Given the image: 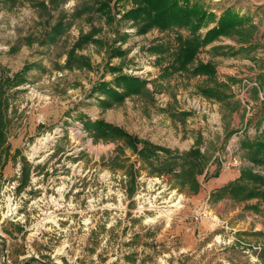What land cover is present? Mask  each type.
<instances>
[{"label": "rangeland", "instance_id": "1", "mask_svg": "<svg viewBox=\"0 0 264 264\" xmlns=\"http://www.w3.org/2000/svg\"><path fill=\"white\" fill-rule=\"evenodd\" d=\"M95 1L0 0V264H264L261 199L210 197L243 167L264 177L242 145L264 131V0L182 3L211 12L200 33L226 10L249 18L197 52L211 76L161 75L171 56L152 48L173 51L187 28L141 31L123 17L135 0H104L105 11ZM120 74L144 90L104 108L95 88ZM217 81L225 99L200 92ZM96 119L177 152L176 172L197 148L206 160L198 191L153 172L123 140L96 138L84 127Z\"/></svg>", "mask_w": 264, "mask_h": 264}, {"label": "trees", "instance_id": "2", "mask_svg": "<svg viewBox=\"0 0 264 264\" xmlns=\"http://www.w3.org/2000/svg\"><path fill=\"white\" fill-rule=\"evenodd\" d=\"M14 1V0H11ZM17 1V0H16ZM181 1V2H180ZM96 7L99 11L107 9V2L96 0ZM188 0H135V7L127 10L123 17L135 20L141 26V31L150 27H158L160 30H171L172 28H187L189 35H176L177 46L173 51H169L166 46L155 45L152 51L158 54L168 52L171 61L162 69L161 75L172 74L178 71H189L192 76L214 74L213 66L207 62L194 64V57L203 46L213 42L221 35L228 34L235 27L244 25L249 18H238V15L226 10L220 15L216 24L208 28L204 33H200L201 27L209 22H214L211 12H207L197 3L192 5H182ZM62 26V23H60ZM250 33L243 36V43L251 45ZM208 84V82H207ZM209 85V84H208ZM202 86L200 92L207 97H214L217 100L226 98L222 90L223 83L215 82L213 86ZM145 87L144 80L130 77L123 74L118 75L112 82H100L95 89L105 94V100H99L101 106L110 107L113 103L122 101L129 95L140 94ZM4 101L0 100V147L5 143L4 136ZM84 127L94 134L96 138L123 140L134 154L148 165L156 173L163 171L175 173L174 178L180 181L181 186H189L193 192L199 189L196 175L200 174L205 164V157L197 148H192L181 161V168L176 172V162L181 159V155L169 148L153 144L147 140L139 139L131 135L119 126L113 125L103 119L87 120ZM249 150L247 160L253 164L264 165V131H260L252 142L246 141L242 144ZM163 153V156L160 154ZM2 167V166H0ZM211 199L219 201L223 198L234 200H247L249 198H259L264 204V177L255 175L248 167L241 168L240 176L232 182L220 187L211 193ZM257 210V208H253ZM260 257L264 260V251Z\"/></svg>", "mask_w": 264, "mask_h": 264}, {"label": "built area", "instance_id": "3", "mask_svg": "<svg viewBox=\"0 0 264 264\" xmlns=\"http://www.w3.org/2000/svg\"><path fill=\"white\" fill-rule=\"evenodd\" d=\"M251 85H255V83H249V82H247V84L245 85V88L248 89L249 86H251ZM260 97L261 98H264V97H262V95H260ZM241 103H242V106L244 108H246L247 113L250 114L251 113L250 112V107H251L250 102H248L247 104H245V101L242 100ZM230 159H232V158H230ZM233 161H235V159H233ZM222 164L224 165V163H222ZM230 164H231V162L228 161L227 164H226V166L229 167ZM14 210H15V212H14ZM8 211H9L8 212V215L11 216L13 213L15 214L17 212V207L9 208ZM204 211H205L204 209L196 208L195 213L193 215L195 221H198L204 215Z\"/></svg>", "mask_w": 264, "mask_h": 264}, {"label": "crops", "instance_id": "4", "mask_svg": "<svg viewBox=\"0 0 264 264\" xmlns=\"http://www.w3.org/2000/svg\"><path fill=\"white\" fill-rule=\"evenodd\" d=\"M221 176L223 177V179L224 178H226L228 175H227V173H223V174H221ZM234 178H236V175L234 176ZM199 195H200V191L197 193V198L199 197ZM229 202H230V200H229ZM238 211V208H230L229 210H227V211H224L225 213L224 214H229V215H232V214H235L236 212ZM220 213H222V210L220 211ZM222 216H223V214H222ZM248 223L249 222H247L245 225H248ZM232 229V231L234 232L235 230H233V228H231ZM255 230V229H254ZM193 246V244L192 243H187V244H185V245H183V249H187L188 247H192ZM181 250V249H180Z\"/></svg>", "mask_w": 264, "mask_h": 264}, {"label": "bare ground", "instance_id": "5", "mask_svg": "<svg viewBox=\"0 0 264 264\" xmlns=\"http://www.w3.org/2000/svg\"><path fill=\"white\" fill-rule=\"evenodd\" d=\"M45 140V139H44Z\"/></svg>", "mask_w": 264, "mask_h": 264}]
</instances>
